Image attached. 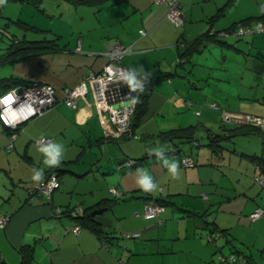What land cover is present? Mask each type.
Here are the masks:
<instances>
[{
  "label": "crops",
  "instance_id": "crops-1",
  "mask_svg": "<svg viewBox=\"0 0 264 264\" xmlns=\"http://www.w3.org/2000/svg\"><path fill=\"white\" fill-rule=\"evenodd\" d=\"M118 3L101 9L94 28H84L75 41H58L59 50L4 62L6 66L0 68V90L4 89L2 79L15 78L50 84L56 96L54 106L21 125L11 150L5 148L8 131L0 124V214L9 215L0 228L2 263L21 261L19 248L27 243H23L25 239L34 246L30 264H230L222 257L230 253L237 260L247 256L239 247V231L254 207L264 208V187L253 180L261 172V164L255 160L264 158V129L248 131L246 123L240 122L219 121L217 125L218 112L204 106L199 114L186 112L177 117L182 109L192 108L188 100L204 103L201 97L210 76L198 74L192 65L180 73L175 66L178 47L185 41L209 28L225 29L264 13V0H178L183 17L180 25L167 18L166 2ZM230 5L233 9L221 18ZM221 8L223 12L212 19ZM58 36L61 41L63 34ZM114 41L132 46V52L123 57L129 69H143L153 78L144 112L133 135L126 137L105 115L97 113L90 95L88 104L77 100V109L63 100L65 87L76 85L88 69L97 72L102 68L106 62L103 52ZM209 43L221 49V73L216 79L224 84L212 85L216 91H206L208 99L230 111L264 117V32L208 40L190 54L187 62ZM78 45L80 51L76 50ZM229 51L236 56L234 62L226 61ZM166 72H171L168 79L158 78ZM175 74L176 82L170 79ZM188 86L191 89L185 90ZM169 105L176 109L175 124L165 128L167 113L172 110ZM195 116L198 118L192 119ZM191 124H198L197 142L187 141L190 147L185 146L186 151L181 145L185 141L158 136ZM43 136L62 144L65 150L57 168L59 186L48 197L32 191L50 175L51 167L44 165V156L35 144ZM174 143L179 144L180 154L175 153ZM157 148L164 151L169 163H179V179L172 178L154 154ZM87 152L93 159H84ZM185 154L193 157V167L181 166L180 157ZM98 155L102 163H111L113 175H88L101 166ZM119 158L120 169L112 162ZM129 159L139 162L125 169L123 163ZM34 168L44 170L41 182L31 179ZM138 169L153 177L158 184L156 191L146 193L137 187ZM110 187L120 190L121 195H114ZM156 199L164 201V210L157 216L145 215V203ZM66 206L89 215L98 209L90 216L98 222L99 231L81 227L73 233V217L57 212ZM253 223L264 229V216ZM132 232L138 235L124 236ZM235 244L236 252L231 248ZM251 255L247 257L252 264H262Z\"/></svg>",
  "mask_w": 264,
  "mask_h": 264
},
{
  "label": "built area",
  "instance_id": "built-area-1",
  "mask_svg": "<svg viewBox=\"0 0 264 264\" xmlns=\"http://www.w3.org/2000/svg\"><path fill=\"white\" fill-rule=\"evenodd\" d=\"M158 3L166 2L168 4L167 18L175 25L183 24V17L179 10L178 0H155ZM145 33L143 29L140 30ZM264 32V19H257L252 22L238 23L229 29L219 31L210 28V34H216L219 37H242L245 35H254ZM80 51V45L76 47ZM132 52L131 45H124L119 41L110 43L103 52L106 62L99 71L88 69L80 81L72 86L64 88V102L66 105L77 109V100L82 99L86 104L89 103L88 96H91V102L95 106L97 113L105 115L106 119L122 135L130 136L131 117L135 111L137 103H132V99L139 97L140 91H130L127 84L120 78L122 72L130 70L124 63L123 57ZM56 102L55 90L50 84L31 82L29 84H17L0 93V124L8 131V142L5 146L7 150L13 148V140L16 136L17 128L38 115L44 113ZM187 103L191 105L192 101ZM209 107L221 111V119L225 122H240L253 125L264 129V117L244 113L239 111H230L221 109L216 102H210ZM30 113V114H29ZM196 114L200 111L196 110ZM45 142H53L52 138L43 136L39 139ZM38 140V139H37ZM36 140V141H37ZM35 141V144H36ZM37 146V144H36ZM38 148V147H37ZM127 167H132L134 161L131 159L126 162ZM180 164L183 167H193L195 161L191 155H183L180 158ZM253 180L261 187H264V163L261 164V172L253 176ZM59 186V180L56 174H50L43 182L35 186L32 191L37 195L50 196L52 191ZM109 191L114 195H121V191L115 187H110ZM164 210V206L157 202H147L144 205V214L157 216ZM77 212L80 210L77 209ZM57 212L61 213L60 209ZM264 216V208L256 206L248 214L251 222H254ZM9 219V215L0 214V228H3ZM81 230L79 224H75L71 231L78 233ZM137 232L125 233L126 237H135ZM224 259V257H222ZM230 264H245L242 261L236 262L230 255L227 258Z\"/></svg>",
  "mask_w": 264,
  "mask_h": 264
},
{
  "label": "rangeland",
  "instance_id": "rangeland-1",
  "mask_svg": "<svg viewBox=\"0 0 264 264\" xmlns=\"http://www.w3.org/2000/svg\"><path fill=\"white\" fill-rule=\"evenodd\" d=\"M124 0H120V3H123ZM114 2V0L108 2L104 7H100V9L94 7V6H87V5H80V6H73L72 4H69L68 2H65L64 0H45L42 2L39 6H34L31 3H28L24 0H6V2L3 5H0V53L4 52L5 49H7L10 44L14 42V40H40L43 38H53L56 35L63 34L62 40H58L60 44L66 43L68 40H76L78 35L81 31H83L84 28H94V26L97 24V15L101 9L110 8L111 6L109 3ZM119 4L118 2H115V5ZM233 9V6L227 7V11L225 15H223L221 18L226 17L228 12ZM180 27V26H177ZM243 37V36H242ZM73 41V42H74ZM226 51V50H223ZM222 52L219 46H216L214 43H209L205 50H203L200 53H195L192 55L191 62L193 61L195 65H193L191 62L185 61L184 65H177L175 66L176 71L180 73V71H184L187 66H194L195 70L198 72V74L206 75L208 74L209 77V84L205 85V92L203 93V97L201 99H204V103L192 101V108L188 107L182 109L181 113H177L178 115H184V113H195L196 110L203 109L202 106L209 108L211 110L217 111L219 120H216V124L225 123L221 119V111L216 108L209 107V104L211 99H208L209 94L208 92L212 93L216 91V87L212 86L217 84L218 87L220 85H223L224 82H221L217 80L218 74L221 73L220 68L221 67V59ZM236 59V56L233 55L232 52L229 51V55L226 59L228 63L234 62ZM7 64V63H6ZM6 64H0L1 67H5ZM213 64L212 67L210 65ZM178 74H175L171 76L170 79H174L176 82L178 80ZM222 80V78L220 79ZM212 86V91H209V87ZM191 88L188 86L185 88V90H190ZM208 91V92H206ZM185 94V93H184ZM183 96V94H181ZM213 102H216L213 100ZM218 104V103H217ZM219 105V104H218ZM220 106V105H219ZM170 112L167 113L166 119H167V125L171 126L174 125L175 122V114L173 113L174 107L172 105H169ZM221 109H225L222 106H220ZM227 110V109H225ZM194 115V114H193ZM195 118H192L196 120ZM172 125V126H173ZM182 150L186 151V147H190L189 143H182L181 144ZM185 147V148H184ZM190 151V149H187ZM89 152V151H88ZM88 152L85 155L84 159H93L91 155L88 154ZM101 152H99V155ZM98 155L99 160L97 162L101 165L98 169H92L88 172V175L93 176L95 178L103 177V175H113L111 173V163H102V159H100V156ZM119 159H113L112 162L115 164V168H121L120 166L122 164L119 163ZM92 162V161H90ZM90 164V163H89ZM95 162L91 163V165L94 166ZM125 169H129L125 166V162L123 163V166ZM75 168H78L75 166ZM88 168H85L83 171H85ZM79 170V168H78ZM81 171V172H83ZM78 172V173H81ZM121 202V201H119ZM104 215H110L109 212H105ZM97 218L100 217L99 215H96ZM64 222H69L70 220H65L62 218ZM241 243H239V247L241 250L247 254H252L254 259L258 260V262H262L264 264V229H258L256 227V224L253 222L247 221L245 223V226L242 227L239 231ZM27 238V236L25 237ZM25 242H31L30 239H25L23 243ZM235 248H238L235 244ZM39 248H41L39 246ZM41 250V249H40ZM0 260L1 257H0ZM20 261V260H19ZM16 262L17 263H19ZM0 264H8V262H0Z\"/></svg>",
  "mask_w": 264,
  "mask_h": 264
},
{
  "label": "trees",
  "instance_id": "trees-1",
  "mask_svg": "<svg viewBox=\"0 0 264 264\" xmlns=\"http://www.w3.org/2000/svg\"><path fill=\"white\" fill-rule=\"evenodd\" d=\"M24 1L31 3L34 6H39L45 0H24ZM64 1L68 2L69 4H72L73 6L87 5V6H94L98 9H100V7L102 5H104L105 3L110 2L112 0H64ZM119 1L120 0H114V2H112V4H115V2H119ZM222 10L223 9L221 8L211 18L213 19L214 17L218 16L220 13L223 12ZM257 19H264V13L257 15V16L247 17L245 19L237 21V22L231 24L230 26L226 27L225 29H229L238 23L252 22V21H255ZM209 30H210V28L207 29V31H205L203 34L199 35L198 37L191 39V40H188V41H185L186 43L183 46L178 47L176 66L177 65L182 66L183 63H185V61L189 60L190 54L194 51H197L201 47V45H203L206 41L212 40V39L217 40V41H223L222 37H219L216 34H214V35L210 34ZM216 31H219V30H216ZM59 38H60V36L56 35L53 38H43L40 40H27V39H25V40L20 41V40L16 39V40H14V42L12 44H10V46L7 49L4 50V52L0 53V64H2L4 62H8V61L13 62V61L21 60V59H24L26 57H29V56H32L35 54H39L42 52H52V51L59 50L60 49V45L58 43ZM170 74H171V72H166V73L161 74L158 78L168 79ZM31 82H33V81H27V80L15 79V78H4L1 81L2 88H4V89L0 90V91L3 92V91H5L11 87H14L17 84H20V83L29 84ZM152 83H153V78L150 77V74H149V78L144 81V91L140 92L139 102H137L136 107H135V111L131 117V133H132L131 135H133V129H134L138 119L141 117V115L144 112V109L146 106V101H147V96L151 90V84ZM21 125L16 129L17 131L20 129ZM242 126H244V125H242ZM245 126H247L249 128L248 131H252V130L257 131V132L262 131V129H260L259 127H256V126H251L249 124H245ZM198 130H199L198 124L197 125L191 124V125H188L185 127H179V128H175V129H171L168 131L161 132L158 136H160L164 140L171 138L172 142L174 141L175 138H178L183 142L188 141V142H192L195 144L197 142L196 132ZM124 136L126 137L128 135H124ZM174 145L176 146V148H175L176 152L175 153L180 154L181 148L179 147V144L174 143ZM171 152H174V151H171ZM141 159L142 158H140L139 160H141ZM254 160H255V158H254ZM255 161H258V163L262 164V163H264V158H262V156H260V158L256 157ZM138 162L139 161L137 159H134V163H133L132 167H134ZM57 168L58 167L49 168L48 169V172H49L48 175L54 173V174H56V177L59 180L60 173H58ZM155 202L160 203L164 206V201L162 199H156ZM60 214L72 216L73 219L75 220V223L79 224L81 227L87 228V229H89L91 231H95V232L99 231V227L97 226L98 222L96 220H94L87 213V211H85L84 213H79V212L75 211L73 207L66 206L65 208L61 209ZM227 242L230 243L231 239L230 238L227 239ZM231 246H234V245H231ZM231 248H234V252H236V250H238V248H235V247H231ZM33 250H34L33 244H29V243L22 244L19 248V252L21 255V261L19 264H30V262L33 259ZM230 255L234 258L232 253H230L229 255L225 256L224 259L227 260V258ZM242 256H243L242 259H239V260L234 258L235 261L236 262L242 261L245 264H252L247 257V256L250 257V254H247V256H245V255H242Z\"/></svg>",
  "mask_w": 264,
  "mask_h": 264
},
{
  "label": "clouds",
  "instance_id": "clouds-1",
  "mask_svg": "<svg viewBox=\"0 0 264 264\" xmlns=\"http://www.w3.org/2000/svg\"><path fill=\"white\" fill-rule=\"evenodd\" d=\"M6 0H0V5H3ZM129 87L130 91L136 92L144 91V81L149 78V73L145 72L143 69L140 71L130 69L122 72L120 77ZM139 102V97H135L132 99V103ZM30 114V113H29ZM38 151L43 154L44 165L48 167H58L62 159H64V146L62 144L54 143V142H45L42 138L36 141ZM154 154L162 161L164 167H166L174 179H179V163L175 160H172L169 163V159L165 158L164 151L160 148L154 149ZM33 175L31 179L34 182H41L44 177L43 169L33 170ZM138 176L136 179V185L142 191L146 193H150L156 191L158 189V184L154 181L153 177L144 169H138Z\"/></svg>",
  "mask_w": 264,
  "mask_h": 264
},
{
  "label": "water",
  "instance_id": "water-1",
  "mask_svg": "<svg viewBox=\"0 0 264 264\" xmlns=\"http://www.w3.org/2000/svg\"><path fill=\"white\" fill-rule=\"evenodd\" d=\"M95 211H98V209H97V210H95ZM95 211H92V212L90 213V215H93Z\"/></svg>",
  "mask_w": 264,
  "mask_h": 264
}]
</instances>
